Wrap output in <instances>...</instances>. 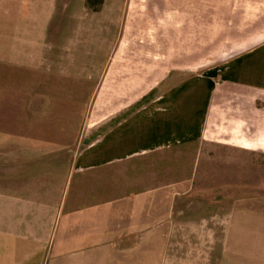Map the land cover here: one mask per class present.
I'll list each match as a JSON object with an SVG mask.
<instances>
[{
    "label": "rangeland",
    "instance_id": "1",
    "mask_svg": "<svg viewBox=\"0 0 264 264\" xmlns=\"http://www.w3.org/2000/svg\"><path fill=\"white\" fill-rule=\"evenodd\" d=\"M164 1L126 0L114 38L92 39L73 22L71 0H63L49 24L46 70H15L8 79L0 67L1 157L8 144L16 149V173L31 177L42 197L47 190L55 207L47 253L26 264L262 261L264 91L250 94L245 106L217 107L223 118L212 115L192 140L176 136L112 163L87 156L111 121L128 119L134 128L160 112L153 100L161 83L220 78L238 54L264 43V0H218L214 11L231 23H188L182 1ZM204 98L176 99L177 127ZM250 115L256 132L247 131ZM158 133L140 132L123 146Z\"/></svg>",
    "mask_w": 264,
    "mask_h": 264
},
{
    "label": "crops",
    "instance_id": "2",
    "mask_svg": "<svg viewBox=\"0 0 264 264\" xmlns=\"http://www.w3.org/2000/svg\"><path fill=\"white\" fill-rule=\"evenodd\" d=\"M99 1L92 0L89 3L87 0H71V5L66 6L77 9V15H74L72 20L74 23H82L80 31L88 34V38L112 39L116 33L115 25L123 22L126 0H102V3ZM157 1L158 6H165L164 0ZM168 1L175 4L183 2L184 10H190L189 17L185 15L184 19L188 23H231V19L225 20L218 11H214L218 0ZM63 6V0H0V67L6 71L8 79H13L15 70L39 75L46 70L49 56V24L55 19L57 9ZM93 6H99V9L93 10ZM54 53L60 54L57 49ZM237 56L224 69L220 78L194 77L175 86L166 82L158 85L153 101L157 102L161 111L146 122L138 123L134 128L127 123L128 119L115 124L111 121L102 138L96 140L88 151L89 160L95 163L118 162L159 144H170L176 139L179 142L192 140L198 126L202 125L203 132L204 124L209 122L212 115L216 114V120L223 118L221 114L217 115L220 111L217 107H221L220 105H228V111L239 104L245 106L251 98L250 94H255L257 90L264 91V43ZM62 61L58 59L56 65L63 64ZM10 81L7 86L15 87L16 84ZM200 93L205 95L202 109L196 112L188 123L177 127L175 114L179 107L174 103L176 99H186ZM213 108L215 113L210 114ZM247 120L251 124L247 131L252 127L256 132L259 125L257 126L255 115H250ZM236 128L237 134L250 140L240 126ZM262 128L264 131V119ZM156 130L159 131L158 135L148 139L146 143L123 146L125 141L140 132ZM242 147L245 149L249 146ZM6 148L2 157L0 149V264L38 263V258L47 253L46 247L53 225L48 217L55 212V207L50 206L47 190L43 192L42 197L41 189L32 186L31 177L26 178L21 172L16 173V149H12L9 144ZM34 249L38 251L33 253ZM232 260L231 258V262H227L221 259L216 264H233ZM253 260H256V257H253ZM259 263L264 264V255ZM253 264H256L255 261Z\"/></svg>",
    "mask_w": 264,
    "mask_h": 264
},
{
    "label": "trees",
    "instance_id": "3",
    "mask_svg": "<svg viewBox=\"0 0 264 264\" xmlns=\"http://www.w3.org/2000/svg\"><path fill=\"white\" fill-rule=\"evenodd\" d=\"M87 1L90 3V1H92V0H87ZM99 3H102V0H100ZM92 8H93V10H98L99 6L98 7L97 6H93Z\"/></svg>",
    "mask_w": 264,
    "mask_h": 264
}]
</instances>
